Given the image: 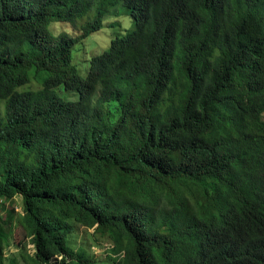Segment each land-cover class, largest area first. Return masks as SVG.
Segmentation results:
<instances>
[{"label": "trees", "instance_id": "1", "mask_svg": "<svg viewBox=\"0 0 264 264\" xmlns=\"http://www.w3.org/2000/svg\"><path fill=\"white\" fill-rule=\"evenodd\" d=\"M107 17L81 76L74 48ZM13 246L24 264H264V0H0V264Z\"/></svg>", "mask_w": 264, "mask_h": 264}, {"label": "rangeland", "instance_id": "2", "mask_svg": "<svg viewBox=\"0 0 264 264\" xmlns=\"http://www.w3.org/2000/svg\"><path fill=\"white\" fill-rule=\"evenodd\" d=\"M111 18L107 17L104 19V24L101 27L100 31L96 34L91 36L85 41V47L78 46L74 48V60L73 64H77V68L79 70V74L84 76L91 58L95 55H100L102 51L108 49L109 47V40L111 38V29L109 28V23ZM52 23L49 27V32L57 36L62 33H69L70 36H76V30L69 25H54ZM54 25V27H53ZM53 27V31L50 28ZM52 29V28H51ZM17 207H14V212L16 214L20 213L19 204L20 202L16 200ZM92 230H86L82 227H75V230L72 234L71 242L74 247L83 246L87 248V251L90 255L95 256L98 260L106 257V254L110 248V242L105 237H94ZM12 241L15 243L28 242L25 236V232L20 227L16 226L14 235L12 237ZM75 243V245L73 244ZM7 252L13 256L17 255V264H24L23 261L19 258V249L15 246L7 248ZM26 252L31 255L33 254V248L31 245L26 247Z\"/></svg>", "mask_w": 264, "mask_h": 264}]
</instances>
